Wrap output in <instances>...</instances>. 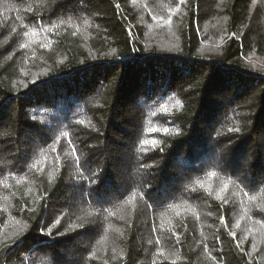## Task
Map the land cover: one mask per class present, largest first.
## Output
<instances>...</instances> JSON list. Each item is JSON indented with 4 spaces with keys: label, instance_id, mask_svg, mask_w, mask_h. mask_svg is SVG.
Wrapping results in <instances>:
<instances>
[{
    "label": "trees",
    "instance_id": "trees-1",
    "mask_svg": "<svg viewBox=\"0 0 264 264\" xmlns=\"http://www.w3.org/2000/svg\"><path fill=\"white\" fill-rule=\"evenodd\" d=\"M0 264H264V0H0Z\"/></svg>",
    "mask_w": 264,
    "mask_h": 264
},
{
    "label": "snow or ice",
    "instance_id": "snow-or-ice-1",
    "mask_svg": "<svg viewBox=\"0 0 264 264\" xmlns=\"http://www.w3.org/2000/svg\"><path fill=\"white\" fill-rule=\"evenodd\" d=\"M184 2H185V0H179V4L180 5H182V4H184ZM177 11V9L176 8H173V9H170V15H169V17H168V19L167 20H163V18H161V17H153V19L154 20H157L158 22H163V23H165V24H168V23H170V21H171V19H172V16H171V13H175ZM19 19V18H18ZM12 31H16L15 29H12ZM129 32H130V30H129ZM25 35H28V33L27 32H25L24 33ZM36 33L35 32H33L32 33V35H35ZM130 35H131V33H130ZM21 47H26V45H21ZM153 131H155V129H153ZM168 130L167 129H165V132H167ZM230 131H238V129L237 130H232V129H230ZM63 135H68V133H63ZM144 143L145 144H149V143H151L152 145H155L156 143H157V141L156 140H151V141H144ZM211 175H214V173H212ZM227 188H228V185H227V183H224L223 184V186L221 187V189H220V192H224V191H226L227 190ZM217 196H218V198H219V193H217ZM254 199V198H253ZM131 202V201H130ZM221 223H224L225 222V217H223V216H221ZM57 223H59V221H57ZM235 226H238V223H237V225H235ZM234 226V227H235ZM52 227H55V224H53V226ZM49 233H51V229H49ZM232 235H233V237H235V233H232ZM157 242H159V241H157ZM149 243H151V241H149ZM237 246H239V245H237ZM253 248H255V244H253Z\"/></svg>",
    "mask_w": 264,
    "mask_h": 264
}]
</instances>
